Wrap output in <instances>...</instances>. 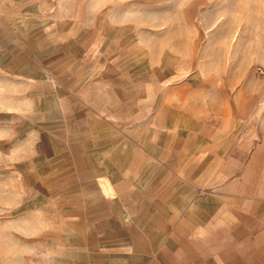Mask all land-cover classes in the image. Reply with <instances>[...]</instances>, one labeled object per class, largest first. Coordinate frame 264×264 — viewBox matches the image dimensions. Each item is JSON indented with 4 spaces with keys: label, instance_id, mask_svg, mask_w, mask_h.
Listing matches in <instances>:
<instances>
[{
    "label": "rangeland",
    "instance_id": "rangeland-1",
    "mask_svg": "<svg viewBox=\"0 0 264 264\" xmlns=\"http://www.w3.org/2000/svg\"><path fill=\"white\" fill-rule=\"evenodd\" d=\"M0 16L56 53L20 80L2 72L17 45L0 52V264H148L219 150L260 172L264 0H0Z\"/></svg>",
    "mask_w": 264,
    "mask_h": 264
},
{
    "label": "crops",
    "instance_id": "crops-1",
    "mask_svg": "<svg viewBox=\"0 0 264 264\" xmlns=\"http://www.w3.org/2000/svg\"><path fill=\"white\" fill-rule=\"evenodd\" d=\"M33 21H24V26L20 22L17 27L23 28L21 31L10 30L0 22V52L17 45L2 64V72L8 77L28 80L38 76V64L24 72L25 66L34 61L44 66L49 57L43 56L55 53V42L46 40L44 29ZM4 28L9 30V40L3 39ZM79 36L84 37L81 45L91 44L85 31ZM83 48L86 52V45ZM218 152L219 157L229 155L228 163L223 158L216 176L213 174L208 182L200 177V183L191 186V197L182 195L181 202L178 200L172 210L174 227L148 264H264V164L254 177L250 170L244 174L240 171L246 167L241 161L231 159L238 154L236 148L230 145ZM249 153L247 148L240 152L244 157ZM185 171L188 173L187 168Z\"/></svg>",
    "mask_w": 264,
    "mask_h": 264
}]
</instances>
